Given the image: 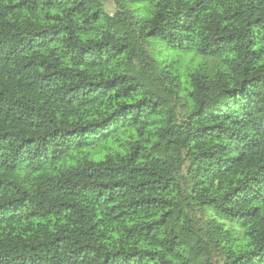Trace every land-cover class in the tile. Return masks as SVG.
Masks as SVG:
<instances>
[{"label":"trees","instance_id":"trees-1","mask_svg":"<svg viewBox=\"0 0 264 264\" xmlns=\"http://www.w3.org/2000/svg\"><path fill=\"white\" fill-rule=\"evenodd\" d=\"M0 264H264V0H0Z\"/></svg>","mask_w":264,"mask_h":264},{"label":"rangeland","instance_id":"rangeland-1","mask_svg":"<svg viewBox=\"0 0 264 264\" xmlns=\"http://www.w3.org/2000/svg\"><path fill=\"white\" fill-rule=\"evenodd\" d=\"M109 9L112 10L111 5L109 6ZM114 25L119 30H123V28H124V24L117 19H114Z\"/></svg>","mask_w":264,"mask_h":264}]
</instances>
